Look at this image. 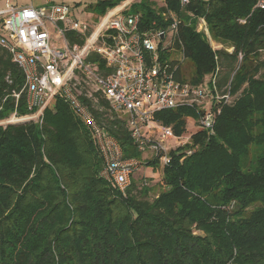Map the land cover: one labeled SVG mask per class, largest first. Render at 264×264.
<instances>
[{
	"label": "trees",
	"instance_id": "16d2710c",
	"mask_svg": "<svg viewBox=\"0 0 264 264\" xmlns=\"http://www.w3.org/2000/svg\"><path fill=\"white\" fill-rule=\"evenodd\" d=\"M122 1L102 0L92 10L104 15ZM256 4L192 0L182 7L171 0L167 6L181 19L177 47L186 63L178 79L213 89L215 78L231 100L214 133L199 130L170 152L167 188L152 200L147 186L133 181L123 192L102 176L92 133L66 101L46 110L42 124L0 125V264H264V8ZM130 10L143 11L147 25L157 19L167 26L150 0ZM202 19L210 36L198 30ZM24 81L0 45V120L27 112L24 92L19 103L12 95ZM91 106L123 156L140 158L125 118L101 97ZM196 116L188 107L156 114L178 136L187 132V117ZM159 164V157L146 162Z\"/></svg>",
	"mask_w": 264,
	"mask_h": 264
},
{
	"label": "built area",
	"instance_id": "2783aa9c",
	"mask_svg": "<svg viewBox=\"0 0 264 264\" xmlns=\"http://www.w3.org/2000/svg\"><path fill=\"white\" fill-rule=\"evenodd\" d=\"M5 1L0 6V45L24 73L21 92L12 95L18 102L24 92L27 112L21 115L15 110L0 125L42 124L45 111L54 108L58 99L68 102L92 133L104 161L102 176L123 192L146 162L124 157L121 143L99 123L91 104L97 105L100 97L109 102L111 111L125 118L138 150L159 157L163 167L171 161L170 152L190 143L192 134L176 135L172 125L156 118L157 112L191 108L197 115L196 126L210 135L215 132L217 119L231 100L230 91L221 95L215 78L213 89L178 79L185 54L177 47L182 43L181 19L167 8L171 0H150L161 22L167 23L165 28L157 19L147 25L143 11L130 10L141 0L109 8L92 22L79 19L71 6L58 0L27 5ZM191 1L180 0V4L184 7ZM256 6L264 8V0H257ZM198 30L210 36L203 19ZM169 32L171 45L167 46L164 41ZM93 55L97 60H91ZM243 56L241 52L240 60ZM192 152L185 149L186 155Z\"/></svg>",
	"mask_w": 264,
	"mask_h": 264
},
{
	"label": "rangeland",
	"instance_id": "374dc122",
	"mask_svg": "<svg viewBox=\"0 0 264 264\" xmlns=\"http://www.w3.org/2000/svg\"><path fill=\"white\" fill-rule=\"evenodd\" d=\"M10 1L18 5L28 2V0H10ZM58 1L61 3L64 2L68 4L69 6H71L76 17H78L79 19L83 21L92 22L96 19H99L102 16L96 13L94 10H92V5L102 0H58ZM5 3H6L5 0H0L1 7L4 6ZM121 3H123V1ZM171 37H172L171 33L170 32L167 33V36L164 41V45L165 44L167 46L171 45ZM185 63L186 61H184L182 65H185ZM208 105H211V103ZM186 126H187V132L185 133V135L187 134L193 135L194 133L200 130V128L196 126L195 118L187 117ZM139 159H141L144 162H147L148 160H152L154 158L153 156H151L149 152H147V154L142 153ZM146 167L148 166L144 164L140 168L139 172L134 176L133 181L136 183L137 187L147 186L148 188H150L151 190L149 192V196L147 197V199L152 200L153 198H155L156 195H158L161 191L167 188L166 185H164V181H163L164 170H163L162 164L160 163L159 166H156L153 169L154 174L156 173L155 176L150 177L149 174L145 171ZM143 183L145 185H143ZM140 190L141 188L137 192H140Z\"/></svg>",
	"mask_w": 264,
	"mask_h": 264
},
{
	"label": "crops",
	"instance_id": "0c3cea01",
	"mask_svg": "<svg viewBox=\"0 0 264 264\" xmlns=\"http://www.w3.org/2000/svg\"><path fill=\"white\" fill-rule=\"evenodd\" d=\"M132 1H135V0H123V3L121 4H124V3H129V2H132ZM41 1H36V0H28V2L24 3V4H20V5H27V4H31V3H40ZM153 169L152 167H146V172L149 174L150 177H154L155 174L153 172Z\"/></svg>",
	"mask_w": 264,
	"mask_h": 264
}]
</instances>
